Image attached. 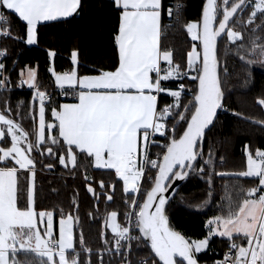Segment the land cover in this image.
Masks as SVG:
<instances>
[{
  "label": "snow or ice",
  "instance_id": "obj_1",
  "mask_svg": "<svg viewBox=\"0 0 264 264\" xmlns=\"http://www.w3.org/2000/svg\"><path fill=\"white\" fill-rule=\"evenodd\" d=\"M113 3L120 14L119 29L114 37L119 58L114 70L80 76L75 68L63 73L50 68L61 95L71 96L75 101L51 107L55 121L51 123L46 122L49 110L46 101L51 97L39 90L36 69L28 68L26 79L22 69L21 86L27 84L35 89L33 105L39 104L38 128H33L35 141L29 139V133L20 124L0 112V264H21V253L25 256L35 253L42 258V264H84L74 246L73 221L78 217L71 213L66 215L61 208L57 238L55 210L36 209L37 161L31 155L36 152L43 156L47 152L49 156L55 155L60 165L67 167L71 162L75 167L77 150L92 158L95 167L114 169L116 177L123 182V191L128 194L125 203L130 211L124 213L126 225L117 222L116 211L106 217V226L114 234L116 254L125 256L121 241L142 238L150 243L158 264H199L197 255L207 251L210 240L218 236L230 243L223 259L215 264H264V150L256 149L255 154L247 151L246 170L238 175L252 178L255 186L246 190L242 203L235 208L229 201L227 215L207 221L208 234L203 239L192 240L175 231L165 212L167 193L177 180L183 181L190 172L198 171L202 178L207 177L211 196L213 174L224 175L214 173L211 149L208 159H203V141L205 130L213 124L217 110L223 108L218 38L225 34L233 43L242 39L239 32L229 27V20L245 0L233 4L230 10L226 7L217 27L213 26L217 22L215 0H207L202 25L191 22L186 25L192 41L199 42L193 43L187 53L186 69L173 63L172 51L161 47L162 0H113ZM224 4L227 5L228 0H224ZM80 7L81 0H0V36L26 38L28 45L36 44L41 22L72 17ZM251 7L249 23L257 13L264 15V0H255ZM5 10L24 22L25 37H13L10 27H3L8 23ZM168 15H172L171 6ZM260 52L264 56V47ZM55 55L54 51H48L50 58ZM6 56V50H0V58ZM240 59L247 64L254 62L244 55H240ZM71 61L74 66L78 63L75 50L71 53ZM5 71V64L0 63V90H6L10 83ZM185 78L196 82L195 89L186 87ZM170 80L180 81L177 89L166 86L165 82ZM189 92L192 93L191 100L182 103V98ZM161 94L172 97L173 103L160 107ZM259 103L264 105V99ZM5 111L10 113L11 109ZM170 118L175 122L169 128ZM53 129L56 135L51 134ZM157 134L168 142L157 158L152 159V147L159 146L155 139ZM47 145L57 146L59 154ZM201 161L204 166L197 169L196 165ZM45 167L51 170L53 165ZM154 169V176L147 175ZM21 174L27 180L23 189ZM145 179L151 184L148 189L141 184ZM100 187H106L103 181ZM87 190L96 195L91 186ZM112 198L107 196L108 200ZM133 227L138 229L139 236L130 235ZM236 239L243 243H236ZM79 243L90 256L91 249L85 247L82 234ZM104 243H109L106 237ZM106 250L113 251L112 248ZM87 264H91L90 259ZM100 264H103L102 255Z\"/></svg>",
  "mask_w": 264,
  "mask_h": 264
},
{
  "label": "trees",
  "instance_id": "obj_2",
  "mask_svg": "<svg viewBox=\"0 0 264 264\" xmlns=\"http://www.w3.org/2000/svg\"><path fill=\"white\" fill-rule=\"evenodd\" d=\"M236 1L228 0V4L225 5L224 0H217L216 23L221 19L224 9ZM162 2L164 11L161 47L172 51L173 63L186 69L187 53L193 43H199L192 41L186 25L190 21L199 22L204 0H183V7L179 11H174L170 18L167 14L170 0ZM252 4L253 0H247L229 24L233 31L241 34L242 39L233 43L224 34L218 42L217 57L224 97L223 107L233 111L234 115L229 116L221 108L205 134L203 159H208L211 149L214 173L245 171L247 151L251 150L255 154L256 149L264 150V105L259 103V100L264 99V62L259 61L253 54L249 55L255 45L259 48L264 47V15L257 13L256 18L249 23ZM4 14L8 17V23L4 28L10 27L13 37H25L24 22L15 15H9L8 10H5ZM119 16L113 0H81V7L72 17L41 23L38 26V42L34 45L26 44V38L24 40L2 38L1 45L7 52L6 58H2L6 68L4 75L9 76L10 83L6 90H0V112H4L6 116L20 124L23 130L29 133V139L35 141L33 128L37 127L38 108V102L33 105L35 89L19 86V72L26 66H36V84L40 91L50 93L51 97L50 101H46L49 109L46 112V122L55 123L50 109L61 104L64 99L55 90L49 69L54 68L56 72L70 71L73 68L71 53L75 50L78 53L79 75L114 70L119 58L114 39L119 29ZM49 50L56 53L52 59L48 56ZM240 55L254 62L247 64L240 59ZM177 82L179 81H168L166 85L173 86ZM183 82L192 89L196 87V82L191 79H184ZM191 98L190 92L182 98V103L187 104ZM172 103L173 99L168 95L161 94L159 97L160 107ZM6 108H10L11 112L5 111ZM174 122L170 118L168 127L170 128ZM51 134L56 135L55 129ZM155 139L158 140L159 146L152 147L151 157L161 153L163 145L168 142L163 136H157ZM47 146L53 147L54 153L59 154L57 146ZM31 155L37 161L35 178L37 211L55 210V227L61 208L66 215L71 213L73 217H78V220H74L73 227L74 246L84 264H87L89 259L91 264H100L101 255L103 264H123L126 261L125 249L122 248L125 256L115 253L114 234L106 226V217L112 211L118 213V223L121 225L127 223L124 213L130 209L125 203L128 194L123 191L122 181L111 170L95 168L93 159L86 154H79L78 150L75 167L71 162H68L67 167L60 165L55 155L49 156L47 152L43 156L36 152ZM47 164L53 165L51 170L45 167ZM201 166H204L203 161L196 165L197 169ZM155 172L154 169L147 175L154 176ZM206 180L207 177L202 178L198 171L190 172L166 206L170 226L192 240L203 239L208 234L207 220L227 215L229 201L233 202L235 208L242 203L246 190L255 186L252 178L213 174L212 194L209 196L210 189ZM101 181L106 185L104 189L100 187ZM20 182L21 188H25L27 180L23 174ZM141 184L144 189L151 186L146 179L142 180ZM112 185L115 186L114 189ZM89 186L95 190L96 195L87 190ZM108 195L113 197L112 200L107 199ZM23 204L24 199L21 200V205ZM81 234L85 247L91 249L90 256L80 246ZM139 235L138 229L135 228V237ZM105 237L109 241L107 245L104 243ZM227 244V239L213 237L208 250L197 255L198 262L215 264L226 251ZM108 248H112L113 251H107ZM128 258L131 264H141L137 263L140 258L147 264H158V260L142 238L132 242ZM36 261L33 264H40L38 260Z\"/></svg>",
  "mask_w": 264,
  "mask_h": 264
},
{
  "label": "built area",
  "instance_id": "obj_3",
  "mask_svg": "<svg viewBox=\"0 0 264 264\" xmlns=\"http://www.w3.org/2000/svg\"><path fill=\"white\" fill-rule=\"evenodd\" d=\"M169 6L172 7V13H173L174 11H179V10L183 7V0H170V2H168V5H167V14H168V8H169ZM171 16H172V15H171ZM171 16L168 15V18H170ZM4 25H5V24H4ZM4 25H3V27H4ZM2 38H5V37L0 36V50H5V49L2 47V45H1V39H2ZM0 63H2V58H0ZM165 66H166V64H165ZM185 79H189V78H185ZM170 81H177V80H170ZM165 83H166V82H165ZM179 83H180V82H177V84H176V85H173V86H169V85H166V86H167L168 88H170V89H177ZM186 87L190 88V86H188V85H187ZM55 90L58 92V94L60 95V97H61L62 99H64V101H65V100L74 101V99H73L71 96H64V95H61V89L56 88ZM47 94L50 96V93H47ZM188 94H190V92H189ZM223 110H224V112H227L229 116H233V115H234V112H233V111H230L227 107H223ZM151 158H152V159H156V158H157V155H155V156H153V157H151ZM130 235L133 236V237H135V228H134V227H133V229H132ZM134 240H135V239H132V240H130V241H122L123 248L125 249V253H126V261H125L123 264H128V261H129L128 256H129V251H130V250H129V245L131 246V244H132V242H133ZM235 242H236V243H241V242L238 241V240H235ZM229 243H230V241H228L226 251H228ZM130 248H131V247H130ZM226 251H225V252H226ZM225 252H224V253H225ZM223 255H224V254H223ZM223 255H222V257H221L220 259H223ZM220 259H218V260H220ZM141 262H145V260L142 259V258H140V259L137 260V263H141Z\"/></svg>",
  "mask_w": 264,
  "mask_h": 264
},
{
  "label": "crops",
  "instance_id": "obj_4",
  "mask_svg": "<svg viewBox=\"0 0 264 264\" xmlns=\"http://www.w3.org/2000/svg\"><path fill=\"white\" fill-rule=\"evenodd\" d=\"M120 17V16H119ZM190 22H193V21H190ZM189 22V23H190ZM194 22H197V21H194ZM41 23H44V22H41ZM25 42H26V39H25ZM27 44V43H26ZM34 45V44H33ZM117 50H118V48H117ZM53 57H51V59H52ZM78 64V63H77ZM28 68H34V69H36V66H33V67H31V66H26L25 68H23V70H25V79H26V75H27V69ZM73 68H75V70L77 71V65H73ZM73 68L71 69V70H73ZM70 70V71H71ZM36 71H37V69H36ZM21 72V71H20ZM20 72H19V76H20ZM57 73H63V72H57ZM97 74H99V73H97ZM97 74H89V75H97ZM80 76H84V75H80ZM53 84H54V87L55 88H59L57 85H56V83H55V79H54V77H53ZM20 87H27V88H29L28 87V85L27 84H24V85H22L21 86V76H20V85H19ZM65 88H67V86H65ZM73 102H75V101H69V100H65V101H63L62 103H73ZM61 103V104H62ZM38 123V122H37ZM37 128H38V126H37ZM9 139H10V137H9ZM9 166H11V165H9ZM93 166L95 167V163H94V160H93ZM246 167H247V160H246ZM95 168H97V167H95ZM97 169H103V170H111V171H113L114 173H115V170L114 169H106V168H97ZM246 170V169H245ZM238 175V174H237ZM118 178V177H117ZM119 179V178H118ZM122 184H123V182H122ZM54 232H55V234L58 236V229H57V226L55 227V224H54ZM35 257V258H34ZM19 259L21 260V264H33L36 260H38V262L40 263V264H42V258H40V257H38L35 253H29L28 255H24L23 256V254L21 253L20 255H19ZM36 259V260H35ZM43 259H46V258H43ZM37 262V261H36Z\"/></svg>",
  "mask_w": 264,
  "mask_h": 264
},
{
  "label": "water",
  "instance_id": "obj_5",
  "mask_svg": "<svg viewBox=\"0 0 264 264\" xmlns=\"http://www.w3.org/2000/svg\"><path fill=\"white\" fill-rule=\"evenodd\" d=\"M246 1H247V0H245V3H246ZM206 3H207V0H204V4H203V7H202V11H201L200 19H199V24H200V25H202V14H203V9H204ZM216 3H217V0H215V7H216ZM245 3H244L243 5H241V7H239V8L237 9V11L233 14L232 17H230L229 24H230L231 21L235 18V16L238 14V12L243 8V6L245 5ZM234 4H240V0H237ZM231 7H232V5H231L228 9L230 10ZM222 18H223V15H222L221 19H222ZM221 19H220V20H221ZM213 26H214V27H217V26H218V23L215 22ZM223 35H224V34H222L221 37H222ZM221 37L218 38V42H219V40H220ZM217 49H218V44H217ZM219 70H220V66H219V61H218V75H219ZM219 79H220V77H219ZM223 98H224V97H223ZM222 103H223V101H222ZM219 111H220V109L217 110V115H218ZM216 117H217V116H216ZM216 117H215V119H216ZM215 119H214V121H215ZM213 123H214V122H213ZM211 126H212V125H210L209 128L205 130V134H206V132L210 129ZM203 144H204V141H203ZM189 174H190V173H189ZM188 176H189V175H188ZM188 176L186 177V179L188 178ZM186 179H185V180H186ZM185 180H183V181L177 180V181L175 182V184L172 186V188L169 189V192L167 193V195H168V202L172 199V197L174 196V194H175V192L177 191L178 187H179V186H180ZM167 204H168V203H167ZM167 204H166V206H167ZM166 206H165V212H166ZM166 215H167V214H166ZM179 233H180V232H179ZM181 234H182V233H181ZM182 235H183V234H182ZM185 237H186V236H185ZM143 240H144V239H143ZM144 242L147 244V246H148L149 249L151 250V248H150V243H148V242L145 241V240H144ZM151 252H152V250H151ZM152 254L155 256L154 252H152ZM155 258L158 260V257H155ZM199 264H200V263H199Z\"/></svg>",
  "mask_w": 264,
  "mask_h": 264
},
{
  "label": "rangeland",
  "instance_id": "obj_6",
  "mask_svg": "<svg viewBox=\"0 0 264 264\" xmlns=\"http://www.w3.org/2000/svg\"><path fill=\"white\" fill-rule=\"evenodd\" d=\"M255 3V0H253V4ZM191 23H198L199 24V22H191ZM190 35V34H189ZM192 48V47H191ZM191 48L189 49V51L191 50ZM260 49H261V47L259 48V47H257L256 45L253 47V50H252V53H253V55L254 56H256L257 58H258V60L259 61H264V56H262L261 55V52H260ZM195 73H192V75H194ZM180 82V81H179ZM184 83V82H183ZM185 84V83H184ZM186 86H187V84H185ZM173 99V98H172ZM38 107H39V104H38ZM37 122H38V108H37ZM37 126H38V123H37ZM157 136L159 137L160 135L159 134H157ZM156 136V137H157ZM9 139V138H8ZM9 143H10V139H9ZM220 173H223V174H226V175H230V174H232V175H236V176H239V175H237L238 173H234V172H220ZM240 173V172H239ZM211 218H213V217H211ZM211 218H209V219H211ZM208 219V220H209ZM207 220V221H208ZM54 224H55V222H54ZM73 227H74V221H73ZM57 229H58V231H59V219H58V221H57ZM109 229H110V227H109ZM111 230V229H110ZM57 238H58V236H57ZM226 239V238H225ZM236 240H238V241H240L241 243H243V241L242 240H240V239H236Z\"/></svg>",
  "mask_w": 264,
  "mask_h": 264
}]
</instances>
